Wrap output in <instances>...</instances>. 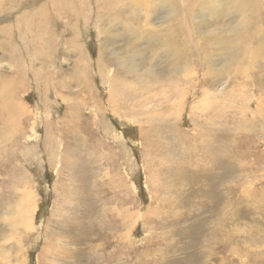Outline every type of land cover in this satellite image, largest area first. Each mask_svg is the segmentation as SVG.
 Listing matches in <instances>:
<instances>
[{
  "label": "rangeland",
  "instance_id": "obj_1",
  "mask_svg": "<svg viewBox=\"0 0 264 264\" xmlns=\"http://www.w3.org/2000/svg\"><path fill=\"white\" fill-rule=\"evenodd\" d=\"M0 264H264V0H0Z\"/></svg>",
  "mask_w": 264,
  "mask_h": 264
},
{
  "label": "bare ground",
  "instance_id": "obj_2",
  "mask_svg": "<svg viewBox=\"0 0 264 264\" xmlns=\"http://www.w3.org/2000/svg\"><path fill=\"white\" fill-rule=\"evenodd\" d=\"M248 1V0H247ZM256 1V0H255ZM250 2V1H249ZM252 2V1H251ZM255 5V4H254Z\"/></svg>",
  "mask_w": 264,
  "mask_h": 264
}]
</instances>
